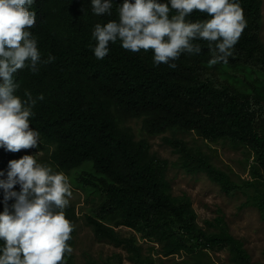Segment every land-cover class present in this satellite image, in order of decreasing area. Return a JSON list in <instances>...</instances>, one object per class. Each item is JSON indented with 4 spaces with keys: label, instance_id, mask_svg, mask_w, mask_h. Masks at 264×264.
I'll return each mask as SVG.
<instances>
[{
    "label": "trees",
    "instance_id": "1",
    "mask_svg": "<svg viewBox=\"0 0 264 264\" xmlns=\"http://www.w3.org/2000/svg\"><path fill=\"white\" fill-rule=\"evenodd\" d=\"M247 22L227 63H210L214 44L193 41L202 48L197 55L182 54L175 68L157 66L151 50L131 52L120 42L98 60L92 32L97 23L118 20L115 0L112 15H94L91 0H35V26L42 61L36 73L16 74V95L25 91L36 104L30 127L40 134V148L52 146L39 163L72 177L75 186L98 206L86 216L95 236L127 252L133 264H158L144 253L136 235L125 236L126 227L145 241L157 244L164 258L184 256L186 264H217L212 251H226V264H262L252 259L244 241L230 231L222 210L205 226L191 197L174 195L168 179L170 162L151 152L148 136L163 140L179 155L172 163L187 174L203 173L227 195H241L242 208L264 213V41L262 0H238ZM195 11L192 22L208 19ZM43 96V99L38 97ZM139 119L147 137L137 139L127 121ZM195 132L210 142L228 141L243 149L249 179L236 181L213 164L200 147L189 145L178 133ZM0 148V171L9 161L29 154ZM73 183V182H72ZM14 190L19 191L20 186ZM14 201H10L11 204ZM0 190V211H3ZM66 218L74 225L76 210L69 205ZM70 256H66L68 262ZM105 264H124L121 255Z\"/></svg>",
    "mask_w": 264,
    "mask_h": 264
},
{
    "label": "clouds",
    "instance_id": "2",
    "mask_svg": "<svg viewBox=\"0 0 264 264\" xmlns=\"http://www.w3.org/2000/svg\"><path fill=\"white\" fill-rule=\"evenodd\" d=\"M115 0H91L94 15H112ZM35 0H0V148L10 152L39 148L40 134L30 127L36 104L32 94L16 95V74L36 73L42 61L32 29L37 14ZM206 13L203 21L187 19L193 12ZM247 22L238 0H123L118 20L97 23L92 32L98 60L117 41L131 52H153L154 63L175 68L182 54L197 55L204 40L214 47L210 63H227ZM43 99V96L38 97ZM36 155L9 161L6 178H0L3 211H0V264H67L73 252L68 243L74 225L65 209L72 196L68 177L39 163ZM0 177L5 173L0 171ZM19 185L20 190H14ZM10 201H14L9 204Z\"/></svg>",
    "mask_w": 264,
    "mask_h": 264
},
{
    "label": "rangeland",
    "instance_id": "3",
    "mask_svg": "<svg viewBox=\"0 0 264 264\" xmlns=\"http://www.w3.org/2000/svg\"><path fill=\"white\" fill-rule=\"evenodd\" d=\"M262 2L263 28L261 37L264 41V0ZM127 123L133 128L137 139L148 136L142 131V122L139 119H130ZM165 135H171V133L148 136V138L152 145L151 152L170 162L167 175L172 186V193L174 195L186 193L191 197L193 207L198 215V223L202 226H205L206 219H213L221 209L231 233L244 241L254 261L264 264V213L253 207L242 208L243 197L241 195L225 194L205 174L190 175L175 167L172 163L178 161L179 155L175 154L172 147L165 143L163 140ZM178 137L183 138L193 147H200L210 157L214 165L228 172L236 181L250 178L247 155L243 149L234 148L228 141H207L195 132H181L178 133ZM52 149V146H45L44 149L30 148L29 154L36 155L37 159L41 155L50 153ZM75 175L76 173L72 172L68 176L72 191L69 205L75 208L77 218L75 220L76 232L72 246L73 252L67 264H105L109 260L117 259L119 255L122 256L124 264H133L124 249L97 238L91 227L87 225L86 216L93 213L98 203L97 200L87 199L85 193L75 186L74 181H71ZM118 230L125 236L135 234L137 242L144 246V253L154 256L158 264H186L183 262L184 256L164 258L159 253L157 244L145 241L139 234L126 227H120ZM211 254L217 264H226L228 261L226 251H212Z\"/></svg>",
    "mask_w": 264,
    "mask_h": 264
}]
</instances>
